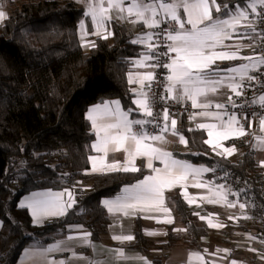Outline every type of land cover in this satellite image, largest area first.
<instances>
[{"label":"trees","instance_id":"obj_1","mask_svg":"<svg viewBox=\"0 0 264 264\" xmlns=\"http://www.w3.org/2000/svg\"><path fill=\"white\" fill-rule=\"evenodd\" d=\"M217 1L234 7L250 0ZM83 19V8L73 0H27L0 22V264H17L26 243L63 236L70 225L88 227L93 239L101 238L109 222L101 198L144 174L84 172L93 137L85 110L111 98H118L125 109L133 108L126 73L130 58L142 47L130 43L135 33L128 24L114 21L113 35L96 37L95 47L85 48L79 37ZM188 121L186 115L178 116L177 127L188 141L181 157L215 168L214 176L235 171L258 190L254 178L263 174L249 145H239L237 160L218 156L203 143L202 131H188ZM68 177L79 187L88 184L83 196L66 216L33 224L18 199L32 190L64 187ZM259 196L264 206V194ZM167 199L184 230L169 227L161 244L165 251L154 256L155 264L162 263L168 248L200 247L201 237L212 232L177 192ZM134 237L135 246H149L139 222Z\"/></svg>","mask_w":264,"mask_h":264},{"label":"snow or ice","instance_id":"obj_2","mask_svg":"<svg viewBox=\"0 0 264 264\" xmlns=\"http://www.w3.org/2000/svg\"><path fill=\"white\" fill-rule=\"evenodd\" d=\"M258 6L264 9V0H250L245 6L237 3L234 7H230L228 3H218L217 0H91L88 3L84 16L90 17L92 25L95 26V32L91 33L93 35L101 36L102 30L106 33L102 36L103 39L113 35L106 27L112 21L113 15L120 20L131 19L132 23L142 24L148 29L147 32L130 41L144 49L138 54V58L131 59L132 67L149 69L143 72L130 71L127 74V83L139 86L129 90L136 108L129 107L125 110L121 101L116 99L102 101L92 106L86 114L96 136L91 148L96 153L102 154L89 157L92 172L101 175L141 172L142 169L136 166L138 158L145 159V166L150 170V174L144 175L135 184L124 186L116 197L102 200L109 214L122 213L127 217L130 214L153 209H163L164 212H168L169 210L163 207L166 189L185 187L189 177L197 178L203 173L216 171L212 167L196 166L187 160L177 159L172 153L154 146L156 142H165L166 133L177 136L180 143L188 144L182 130L177 127V119L172 118L169 113L168 101L175 104H185L190 101L191 108L201 109L198 113H192L189 116L190 120L200 116L217 122L198 123L194 129L189 128L188 131L206 130L209 139L204 140L203 143L210 145L218 156L226 158L235 152L234 147L217 151L220 140L240 138L248 134L243 121L248 123L249 128L252 126L249 113L229 110L244 108L245 105L237 104L232 96H228L227 104L215 102L211 97L219 95L220 90L225 87L236 97L243 96L245 81L257 79L249 73H260L264 68V55L241 57L238 50H218L224 49L226 47L224 42L232 39L233 35L245 38L249 36L248 29L252 24V20L249 19V9L253 18L264 17V12L257 10ZM4 18L5 13L0 11V20ZM79 27L83 39L89 33L83 21L80 22ZM240 28H244L245 31H239ZM251 31L256 32V29L252 28ZM258 34L264 35V33ZM82 46L95 47V43L86 42ZM235 60H244L246 63L226 69H221L217 63ZM156 69L166 70V75L161 78ZM160 103L164 104L162 113H154V107ZM257 103L261 109H264V94L251 100V104ZM213 108L214 111L210 110ZM133 112L136 116H133ZM256 115V112L251 113V116ZM259 125L260 130L264 132V113L259 115ZM149 126L154 130H150ZM255 139L264 146V136ZM110 151L123 152L125 154L123 162L118 160L109 162L107 156ZM153 161H160L163 167H155ZM261 165L264 166V162H261ZM224 175L227 176L228 173L225 172ZM207 183L209 191H213L211 185L214 182ZM193 186L201 188L205 184L197 180ZM229 193L239 195L231 192L230 188L225 189L224 185H219L214 196L207 198V202L224 201L228 206L233 207L235 205L227 200ZM65 195L67 200L64 199ZM185 199H188L186 195ZM75 204L73 192L65 189L58 193H33L19 206L30 209L34 222L41 224L49 218L66 216L68 210ZM239 207L244 209L245 204L241 203ZM195 214L199 215V213ZM145 218L152 217L145 216ZM200 218L205 219L203 216ZM163 222L173 223L171 219ZM209 226L216 227L211 221ZM69 228H82V226L70 225ZM90 236L91 233H83L78 237L68 236V240L79 239L83 244L90 246ZM134 238L131 234L112 237L121 244L130 242ZM61 245L62 242H57L48 246L44 252L63 251ZM115 253L117 258L124 257L123 249H116ZM72 255L73 258H82L77 257L75 252ZM193 255L199 257L198 253ZM47 264H65V261L53 259ZM145 264L149 262L145 260Z\"/></svg>","mask_w":264,"mask_h":264},{"label":"crops","instance_id":"obj_3","mask_svg":"<svg viewBox=\"0 0 264 264\" xmlns=\"http://www.w3.org/2000/svg\"><path fill=\"white\" fill-rule=\"evenodd\" d=\"M73 1L76 2L81 8H83L84 12L87 10L88 3L91 2V0H73ZM248 2H246L241 6H245ZM6 15L7 13H5V17ZM250 17H251V11L249 9V19ZM2 20H0V22ZM81 21L84 22L86 31L89 33L88 35L84 36V38L82 39L81 29L79 27V37L82 45H84L86 42H94V39L96 37H102L104 34H106L103 32V30L101 31V36L91 34L95 32L96 29L95 26L92 25L90 17H87V20L83 19ZM114 21L128 24L135 33V38L148 31V29H146L142 24L139 23L134 24L131 22V19L120 20L117 19L115 15H113L112 21L108 25H106L108 30L111 32H112L111 24ZM239 31H245V29L240 28ZM248 32H249V36L247 38L233 35L232 39L226 40L224 42V45L226 47L224 49H218V50H228V51L238 50L239 55L241 57L244 56L255 57L256 56L255 45L257 40V34L256 32H252L251 28L248 29ZM84 47L90 48V46H84ZM141 51H144V49L142 48ZM134 57L138 58V55ZM132 58H130V65L126 73V79H127V74L130 71L143 72L149 70V69H134L131 65ZM217 63L221 69H226L229 67H235L242 63H246V61L244 60L218 61ZM128 87L130 90L131 88H138L139 86L128 84ZM230 94H232L230 90L225 87L220 90L219 95L213 96L211 97V99L215 102L227 104L228 96ZM261 94H264V92L260 93L258 97ZM116 99L118 98L106 99L104 101H111ZM132 99L133 96L131 93V102ZM99 103H94L89 105L85 110V117L88 110L92 106ZM132 106L133 109L136 108V106L133 103ZM210 110L214 111L215 109L213 108ZM134 116H136V113L134 114ZM172 118L177 119L178 122V117H172ZM226 118L227 117H225V119ZM89 123L93 137L90 142L88 167L85 169L84 172L86 174H98L91 171L92 166L89 157L98 156L102 154L96 153L91 148L92 143L96 141V136L94 130L91 127L90 121ZM198 123H217V122L211 119L197 116L195 120L188 121L186 123V127L194 129ZM253 126L256 130H260L259 121L257 123H254ZM200 131L204 133V140L209 139L206 130H200ZM165 137H166L165 142H156L154 146L160 147L164 151H168L172 153L173 156L177 159L187 160L181 157L179 154L188 151V144L185 145L180 143L179 138L177 136H172L170 133H166ZM255 137L258 136H254L251 139L249 147L252 149V153L255 158L257 167L259 168L261 174L264 175V166L261 165V162H264V146H261L259 142L255 139ZM185 139L187 140L186 137ZM237 139L238 138L233 137L228 140H220L217 145V151H222L223 148L234 147L235 152L232 155L227 156L226 158L230 160H237L241 154V149L239 145L234 143V141H236ZM214 143H216V141H214ZM206 145L211 149L212 152H214L210 145L208 144ZM124 157L125 154L123 152L110 151L107 156V160L109 162L117 161V160L123 162ZM153 163L154 166L157 168L163 167L160 161H153ZM145 164H146L145 159L138 158L136 160V166L144 170V174L138 179H142L144 175L150 174V170L145 166ZM192 164L196 166L204 165L207 167H211L206 164H198V163H192ZM213 178H214L213 172H207V173H203L200 177L197 178L189 177V180L185 182L186 185L185 187L177 186L172 188L171 190L166 189L164 193L165 202L163 207L167 208L169 210L168 212H164L163 209L160 210L153 209V210H145L142 213L138 212L137 214H130L127 217H125L122 213H116L114 215L109 214L107 209L102 204L103 199L116 197L122 191L124 186L135 184L138 179L133 183L122 185L117 192L111 195L103 196L101 198V204L103 206L105 213L109 218L107 231L103 236H101V238L93 239L91 234L90 246L83 244L79 239L68 240V236L78 237L83 233H91V230L88 227H84L82 225H80L82 226V228H75V229L68 228L67 232L63 236L56 237L46 242L31 241L26 243L18 255L17 264H47L48 261H51L53 259L56 261L64 260L65 264H145V260L148 261L149 264H155L153 261L154 256H159L165 251V249L162 248L161 244H163L166 241L165 240L166 234L169 231V227H172L171 228L172 231H174V229H179V231H174V232H181L184 230V227L176 222L172 203L167 199V196L171 195L174 192H177L181 196V198L189 205V207L191 208L194 214L199 213V215L195 214L197 221L208 227L212 232L207 236L201 237L202 245L200 247L189 248L184 246H176V247L168 248L167 252L165 253V256L162 257L161 264H233V261H235V264H264V237L258 235L255 229L257 227L250 225L252 219L251 206L246 201L242 200L239 196L232 195L231 193H229L227 200L235 205L233 207L228 206V203L224 201H221L220 203H208L207 198L213 197L216 188L219 186L213 181ZM197 180L203 182L205 186L201 188L194 187L193 183ZM208 181L214 182L211 185L213 191H209V185L207 183ZM82 185L83 187L88 188L87 183H84ZM228 188L231 189V192L237 193V191L232 187L225 186V189ZM65 189L71 190L76 200V195L74 190L68 186H64L61 188H42V189L32 190L28 193L23 194L18 199L17 203L18 205H20L21 202L25 201L27 198H30L33 193H43V192L58 193L64 191ZM185 195L188 197L187 200L185 199ZM64 199L67 200V195L64 196ZM189 200H191V203H189ZM241 203L245 204L244 209H241L239 207ZM26 210L31 217L32 223L35 225H41L46 221L59 218V217L49 218L44 220L43 223L37 224L36 222H34V219L31 215V210L27 208ZM145 216L152 218H145ZM201 216L205 217V219L202 220L200 218ZM166 219H171L173 223L171 224L164 223L163 221ZM209 221H211L213 225H216V227H210ZM136 222L140 223L142 234L147 239L149 246L139 248L133 244L134 239L130 242H125L123 244L112 239L114 235L131 234L134 236V229ZM240 224L243 225L245 224V226L239 228L238 225ZM247 227L250 228L249 233L245 232ZM230 228H232L231 233L227 232L228 229ZM148 233H155V234L149 235ZM57 242H62L61 246L62 248H64L63 251H55L52 253L44 252V250L48 246L54 245ZM116 249H123L124 257L117 258L115 253ZM73 252L77 254V257H82V258H73L72 255ZM195 253H198L199 257L193 255Z\"/></svg>","mask_w":264,"mask_h":264},{"label":"built area","instance_id":"obj_4","mask_svg":"<svg viewBox=\"0 0 264 264\" xmlns=\"http://www.w3.org/2000/svg\"><path fill=\"white\" fill-rule=\"evenodd\" d=\"M257 10L260 12H264V9L259 8V6ZM250 20H252L251 29L252 28L256 29V34H257L255 54L256 56L264 55V35L258 34V33H264V17L253 18L251 15ZM155 71L161 75V78L163 77V75H166V70L156 69ZM250 75L256 76L257 79L253 81H247V80L245 81L246 87L243 96L236 97L233 93L229 95L232 96V98L236 101L237 104L245 105L244 108H237V109L230 108L229 110L236 111L237 113L246 111L249 113L252 121V126L250 128L248 127V123L246 121H243L245 130L248 134L234 141V143L240 146L249 145L251 139L254 136H258V137L264 136V132H262L261 130H256L253 126L254 123H257L259 121V115L261 113H264V109H261L258 103L251 104V100L253 98H258V95L264 92V68L261 69L260 73L251 72ZM157 91H161V90L157 89ZM168 105H169V113L172 117H178L184 114L187 116L189 121H193L189 119V116L192 113H198L201 111V109L191 108L190 102H187L185 104H175L172 101H168ZM163 107H164L163 103L156 105L153 109L154 113L155 112L162 113ZM252 112H256L257 115L251 116ZM149 127L150 130H154L151 129V126ZM225 172L228 173L227 176L224 175ZM225 172L219 173L218 176H214L213 181L217 185L232 187L237 191V193H239L238 196L251 206L252 219L250 225L257 227L255 229L258 235L264 237V206L262 205L259 196V193L264 194V175H257L254 178V183L258 187V190H254L248 181H244L240 178L237 172L235 171H225ZM65 185L74 190L76 195V200L83 196L85 188L81 186L79 187L76 183H74L71 180L70 177H68L65 180ZM249 231L250 228L247 227L245 232L249 233Z\"/></svg>","mask_w":264,"mask_h":264},{"label":"rangeland","instance_id":"obj_5","mask_svg":"<svg viewBox=\"0 0 264 264\" xmlns=\"http://www.w3.org/2000/svg\"><path fill=\"white\" fill-rule=\"evenodd\" d=\"M24 1H27V0H0V11L7 13L12 8L18 6Z\"/></svg>","mask_w":264,"mask_h":264}]
</instances>
